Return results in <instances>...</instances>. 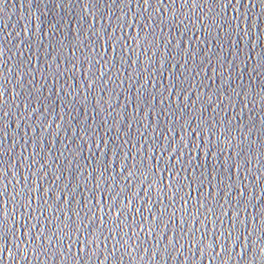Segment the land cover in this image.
<instances>
[{
	"label": "water",
	"instance_id": "1",
	"mask_svg": "<svg viewBox=\"0 0 264 264\" xmlns=\"http://www.w3.org/2000/svg\"><path fill=\"white\" fill-rule=\"evenodd\" d=\"M226 3L0 0V264H264V0Z\"/></svg>",
	"mask_w": 264,
	"mask_h": 264
},
{
	"label": "snow or ice",
	"instance_id": "2",
	"mask_svg": "<svg viewBox=\"0 0 264 264\" xmlns=\"http://www.w3.org/2000/svg\"><path fill=\"white\" fill-rule=\"evenodd\" d=\"M143 2L147 4L149 2V0H143ZM161 2H163V0H161ZM193 2H195V0H193ZM232 2H233V0H227L226 6H231ZM184 3L187 4L188 0H184ZM235 3L239 4L240 0H235ZM260 64H261V66H264V55H261ZM2 211H3L2 208H0V212H2ZM2 225H3V221H0V226H2ZM17 247H19V245H17ZM260 254L262 256H264V247L260 248ZM217 255H220V254L217 253Z\"/></svg>",
	"mask_w": 264,
	"mask_h": 264
}]
</instances>
